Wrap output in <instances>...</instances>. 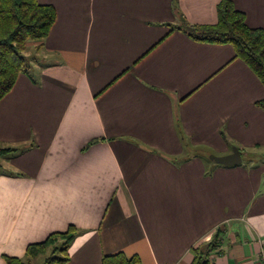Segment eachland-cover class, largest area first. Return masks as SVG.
I'll return each mask as SVG.
<instances>
[{"label":"crops","instance_id":"0c3cea01","mask_svg":"<svg viewBox=\"0 0 264 264\" xmlns=\"http://www.w3.org/2000/svg\"><path fill=\"white\" fill-rule=\"evenodd\" d=\"M36 1L55 22L0 100V148L22 150L0 157V264L71 226L67 264H190L217 231L210 264H260L264 169L207 155L264 145V87L172 28L215 24L221 0ZM230 1L264 30V0Z\"/></svg>","mask_w":264,"mask_h":264},{"label":"trees","instance_id":"16d2710c","mask_svg":"<svg viewBox=\"0 0 264 264\" xmlns=\"http://www.w3.org/2000/svg\"><path fill=\"white\" fill-rule=\"evenodd\" d=\"M55 9L36 0H0V100L12 89L19 74L28 73L29 64L25 50L48 35L55 22ZM193 41L230 45L235 57L243 61L264 87V30L250 28L243 12L236 10L230 0L217 5V22L212 25H194L180 15V23L172 26ZM39 43V44H36ZM34 46V45H33ZM264 111V99L255 102ZM17 148H0V157L20 153ZM76 230L69 227L63 233H53L39 243L26 248L25 258L6 257L7 264H32L35 257L44 256L42 264H67L69 246ZM219 231L207 242L191 249L190 264H210L211 255L218 254ZM101 264H139L137 256L127 258L122 252L103 255Z\"/></svg>","mask_w":264,"mask_h":264},{"label":"rangeland","instance_id":"374dc122","mask_svg":"<svg viewBox=\"0 0 264 264\" xmlns=\"http://www.w3.org/2000/svg\"><path fill=\"white\" fill-rule=\"evenodd\" d=\"M35 45L30 44L27 49L25 50V57L27 61L30 62V60L35 56L37 50L34 49ZM229 147H230V152H232L233 148H239L238 150L240 151L241 154V159L244 164L248 168H259L261 167L264 169V145L263 146H237L233 141H229ZM203 154H206L205 152ZM212 153L207 155V158L209 159V156ZM44 259V256L39 255L35 257L34 259L31 260L32 264H42Z\"/></svg>","mask_w":264,"mask_h":264},{"label":"water","instance_id":"95a60500","mask_svg":"<svg viewBox=\"0 0 264 264\" xmlns=\"http://www.w3.org/2000/svg\"><path fill=\"white\" fill-rule=\"evenodd\" d=\"M209 160L215 164L223 166H236L242 161L240 151L237 148H233L231 153L223 156H215L211 154Z\"/></svg>","mask_w":264,"mask_h":264},{"label":"built area","instance_id":"2783aa9c","mask_svg":"<svg viewBox=\"0 0 264 264\" xmlns=\"http://www.w3.org/2000/svg\"><path fill=\"white\" fill-rule=\"evenodd\" d=\"M260 264H264V251L260 254Z\"/></svg>","mask_w":264,"mask_h":264}]
</instances>
